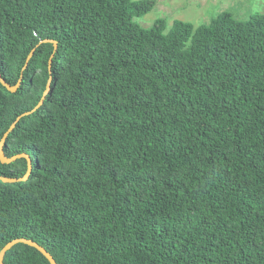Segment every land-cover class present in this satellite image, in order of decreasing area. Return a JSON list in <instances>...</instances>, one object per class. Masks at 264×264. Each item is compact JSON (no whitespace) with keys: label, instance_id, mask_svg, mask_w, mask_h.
I'll use <instances>...</instances> for the list:
<instances>
[{"label":"trees","instance_id":"16d2710c","mask_svg":"<svg viewBox=\"0 0 264 264\" xmlns=\"http://www.w3.org/2000/svg\"><path fill=\"white\" fill-rule=\"evenodd\" d=\"M152 0H0V250L56 264H264V14L194 27ZM50 39L57 43L53 51ZM33 51L27 66L24 63ZM27 160L0 162L22 179ZM4 264H49L19 243Z\"/></svg>","mask_w":264,"mask_h":264},{"label":"rangeland","instance_id":"374dc122","mask_svg":"<svg viewBox=\"0 0 264 264\" xmlns=\"http://www.w3.org/2000/svg\"><path fill=\"white\" fill-rule=\"evenodd\" d=\"M139 1V0H133ZM153 8L133 20L143 28H149L157 19H165L167 28L175 20L191 23L194 27L208 24L222 12H228L237 20L251 15L264 14V0H152Z\"/></svg>","mask_w":264,"mask_h":264},{"label":"water","instance_id":"95a60500","mask_svg":"<svg viewBox=\"0 0 264 264\" xmlns=\"http://www.w3.org/2000/svg\"><path fill=\"white\" fill-rule=\"evenodd\" d=\"M40 43H51L53 45V51H52V54L50 55V58L48 60V71L50 72V69H51V63H52V58L55 54V51L57 49V43L53 40H50V39H45V40H42L40 41ZM32 54H33V51L30 52V54L28 55L25 63H24V67L25 68L30 60V58L32 57ZM50 79L51 77H49L48 79V82L46 84V87H45V90L43 91V94H42V97L41 99L39 100V102L37 103V105L29 112H25L21 115H19L15 121L10 125V127L8 128V130L3 134L1 140H0V162L3 163V164H9L11 162H13L14 160H16L17 158H25L27 160V171H26V174L25 176L22 178V179H14V178H5V177H2L0 178V180L2 182H6V183H13V182H17V181H20V180H25L31 173V160L29 158V156L27 154H19V155H16L12 158H8L5 156L4 152H3V145H4V142H5V139L7 138L8 134L14 129L16 123L20 120L21 117H24V116H27L29 114H31L32 112H34L35 110H37L43 103V100L45 98V96L47 95L48 91H49V88H50ZM19 83H20V79L18 80V83H16V85L14 86H11L9 84H7L3 78L1 77L0 75V84L2 86L5 87V89L9 92H15L19 86ZM19 243H22V244H25V245H28L30 247H33L35 248L37 251H39L46 259L47 261L49 262V264H56V262L54 261V259L52 258V256L42 247L40 246L39 244H37L36 242L30 240V239H23V238H20V239H13L12 241L8 242L1 250H0V264H4L3 263V258L6 254V252L8 250H10L13 246H15L16 244H19Z\"/></svg>","mask_w":264,"mask_h":264}]
</instances>
